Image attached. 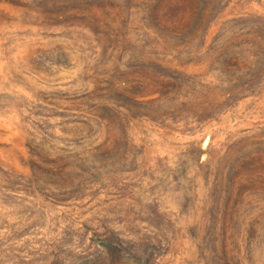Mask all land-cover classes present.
Returning a JSON list of instances; mask_svg holds the SVG:
<instances>
[{
	"label": "rangeland",
	"instance_id": "1",
	"mask_svg": "<svg viewBox=\"0 0 264 264\" xmlns=\"http://www.w3.org/2000/svg\"><path fill=\"white\" fill-rule=\"evenodd\" d=\"M0 264H264V0H0Z\"/></svg>",
	"mask_w": 264,
	"mask_h": 264
}]
</instances>
